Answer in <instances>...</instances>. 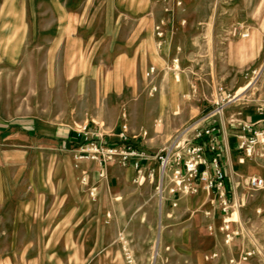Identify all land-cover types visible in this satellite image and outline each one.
<instances>
[{
	"label": "rangeland",
	"instance_id": "obj_1",
	"mask_svg": "<svg viewBox=\"0 0 264 264\" xmlns=\"http://www.w3.org/2000/svg\"><path fill=\"white\" fill-rule=\"evenodd\" d=\"M128 1L138 7L137 0H122ZM120 2L0 0V119L35 118L54 132L77 133L86 126L85 131L102 137L103 148L118 151L122 144L109 140L127 124L132 141L149 157L141 173L129 163L124 166L118 155L97 159L104 164L101 183L109 198H104L101 217L100 207L87 212L85 230L70 229V236L85 238L82 245H68L63 252L51 245H0V264H264V186H251L252 178L264 179V143L258 140L247 156L240 140L253 133L229 131L227 152L222 149L226 135L220 132L224 196L189 174L183 181L191 189L178 187L173 162L163 173L157 157L162 146L184 133L187 143L197 142L198 132L219 120L216 114L203 121L215 109L200 86L210 73L201 67L190 71L194 84L176 99L177 91L187 87L189 70L174 58L159 66L158 56L165 41L157 21L161 13L172 17L171 0H151L146 15L155 42L152 33L145 44L154 63L132 71L133 48L143 37L136 36L139 17L127 16ZM254 62L246 85H225V115H241L242 107L252 109L251 115L264 114V51ZM130 167L134 173L129 176ZM99 181L83 185L88 202L99 200L98 191L96 199L88 192Z\"/></svg>",
	"mask_w": 264,
	"mask_h": 264
},
{
	"label": "crops",
	"instance_id": "obj_2",
	"mask_svg": "<svg viewBox=\"0 0 264 264\" xmlns=\"http://www.w3.org/2000/svg\"><path fill=\"white\" fill-rule=\"evenodd\" d=\"M120 3L127 16L139 17L135 19L140 22L136 36L143 37L133 48L129 62L133 71L154 63L145 44L152 33L155 42L151 17L146 15L151 0H137L135 9L130 1ZM169 4L173 5L172 17L161 13L157 21L164 30L165 41L164 49L158 50L159 66L174 58V62L189 70L187 87L177 91L176 99L179 100L180 91L190 90L194 84L190 71L199 67L210 73L200 86L211 105L219 96L225 98V85H246L249 71L255 69L254 61L264 51V0H171ZM160 5L166 8L165 3ZM244 33L248 36L244 37ZM169 94L174 102L175 95ZM240 109L241 115H225L224 104L223 114L215 124L222 130L226 128L227 134L245 126L264 129L263 112L251 115L252 109ZM76 135L70 129L48 131L35 118L0 119V245H51L63 252L68 245L85 242L83 236H70V229L85 230L87 212L98 207L101 217L107 207L104 198L109 195L99 176L104 164L101 160L79 158L83 142ZM116 140L117 134L109 142L114 144ZM55 149L75 151L77 155L59 157L54 155ZM107 172L117 175L118 170L107 166ZM86 173L93 182L87 186L96 185L100 179L99 200L94 203L88 202L83 191L82 177ZM133 173L130 167L127 175Z\"/></svg>",
	"mask_w": 264,
	"mask_h": 264
},
{
	"label": "built area",
	"instance_id": "obj_3",
	"mask_svg": "<svg viewBox=\"0 0 264 264\" xmlns=\"http://www.w3.org/2000/svg\"><path fill=\"white\" fill-rule=\"evenodd\" d=\"M248 33H244V37H247ZM153 71V69H152ZM225 104V98L219 96L215 102V109L209 112L203 119L207 121L214 117L216 114L222 115ZM195 128V126H193ZM86 126L82 131L77 132L76 138L83 142L80 146L79 158L87 159L90 157L92 160H97L101 156L106 158V156L111 157L113 155H118L121 159V163L125 166L126 164H131V166L138 172L141 173L143 166L149 157L145 152L138 147L136 142L132 141V137L128 134V125L122 124L120 132L118 133V141L122 144L120 151L116 147H109L108 149L102 146V137L98 138L94 136V133L87 132ZM243 131L247 133H253L252 136H242L240 140V149H244V153L247 156L252 155L255 145L258 140L264 143V129L252 130L251 126H245ZM220 132L226 135V142L224 143V151H229V144L227 138L226 128L221 129V126L215 124V122L209 123L205 128L198 132L195 139H199L197 142H188L185 138L186 133L176 136L171 143L164 145L160 148L158 152V160L162 164L163 173L170 166V163L175 164V169L173 172L175 183L178 187H183L185 190L189 191L190 186L184 185L183 177L184 174H189L190 176L198 177V179L205 183L209 188H215L220 196L225 194V181L226 172L221 163V147L219 134ZM89 134L91 136H89ZM93 137H96V141H91ZM85 144V145H84ZM182 146L180 151H175L178 146ZM87 146L86 148H84ZM206 153L210 154V158H206ZM87 154V155H85ZM105 161V160H104ZM200 165L204 166V169H200ZM103 174H100L102 176ZM89 174L86 173L82 177V183L87 185V179ZM251 186L253 188H262L264 186V179L260 177H254L251 179ZM179 188L173 189V193L178 191ZM88 192L93 199L97 197V188L89 187Z\"/></svg>",
	"mask_w": 264,
	"mask_h": 264
}]
</instances>
